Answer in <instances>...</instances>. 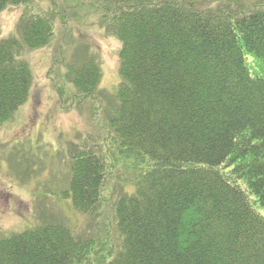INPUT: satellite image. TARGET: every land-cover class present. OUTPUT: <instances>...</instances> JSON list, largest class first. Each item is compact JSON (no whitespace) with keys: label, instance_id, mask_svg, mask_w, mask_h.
Segmentation results:
<instances>
[{"label":"trees","instance_id":"1","mask_svg":"<svg viewBox=\"0 0 264 264\" xmlns=\"http://www.w3.org/2000/svg\"><path fill=\"white\" fill-rule=\"evenodd\" d=\"M29 2L0 0V12ZM88 3L121 46L107 129L133 188L114 205L119 242L36 219L0 235V264H264V0ZM54 16L0 29V125L31 97L28 55L53 45ZM88 51L61 70L76 101L102 96V58ZM86 144L64 194L94 217L107 145Z\"/></svg>","mask_w":264,"mask_h":264},{"label":"rangeland","instance_id":"2","mask_svg":"<svg viewBox=\"0 0 264 264\" xmlns=\"http://www.w3.org/2000/svg\"><path fill=\"white\" fill-rule=\"evenodd\" d=\"M88 1L31 0L0 12L3 36L18 33L22 17L55 14L57 27L52 46L29 52L35 73L30 99L12 120L0 125V235L30 226L36 219L64 221L83 235L112 229L113 244L108 249L113 250L119 242L114 205L133 188V173L113 152L107 129L108 98L121 81V46L111 35L109 22ZM87 51L102 58V96L76 101L73 89L62 81L61 70L66 54L81 59ZM94 141L101 149L107 145L108 171L103 209L93 217L78 212L64 189L72 178V153ZM258 210L264 214L260 206Z\"/></svg>","mask_w":264,"mask_h":264}]
</instances>
